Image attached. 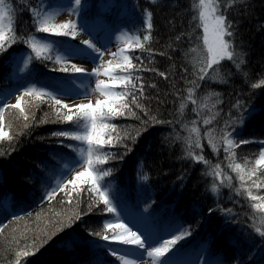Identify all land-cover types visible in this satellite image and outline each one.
I'll return each mask as SVG.
<instances>
[{
	"label": "trees",
	"instance_id": "16d2710c",
	"mask_svg": "<svg viewBox=\"0 0 264 264\" xmlns=\"http://www.w3.org/2000/svg\"><path fill=\"white\" fill-rule=\"evenodd\" d=\"M70 1L6 0L13 12L11 20L5 19V32L26 39L36 33L34 10L59 9ZM198 5L199 0H84L79 17L83 22L105 21L112 35L124 31L131 38L138 37L144 50L135 48L131 41L127 54L140 57L141 68L155 69L134 73L140 78L136 83L145 86L139 101L144 110L130 104L135 116L112 121L122 142L106 146L110 158L98 168L111 170V175L100 183L124 205L153 214L147 223L159 243L170 239L162 236L173 229L177 228L173 235L190 232L178 243L180 250L171 259L194 257L203 250L204 259L211 264H264V237L256 232V228L264 232V213L252 208L253 203L264 201H253L248 195L251 191L252 196L264 197V188H256L247 175L264 148V0H229L226 16L233 25L237 55L233 60H221L214 66L216 72L209 70L206 80L197 79L194 67L198 70L200 65L193 63L194 58L207 55L203 28L193 19L199 15ZM146 13H151L153 25L149 41H143V35L149 34ZM77 19L76 14L73 20ZM67 39L51 36L52 41ZM5 47L7 51L0 54V94L15 88L22 92L31 85L53 91L62 83L59 78L72 75L59 71L63 61L56 63V56L63 53L55 44L51 60H33V71L15 78L18 57L34 54L22 42ZM133 63L139 65L140 61L133 59ZM161 72L165 75L160 76ZM194 84L196 104L187 99ZM254 84L259 87L253 88ZM48 100L47 96L25 97V112H3V130L11 139H0V152L4 153L0 155V224L5 225L0 231V264H16L17 260L20 264H120L103 248L100 254L92 247L91 241L100 237L90 233L105 234L104 220L115 214L105 212L102 203L88 212L92 203L88 185H82L84 190L74 196L71 205L59 189L51 202L45 199L62 164L76 156L80 147H87L53 135L70 125L51 122L56 114ZM127 100L130 103L131 97ZM245 114L241 124L240 117ZM205 119L211 123L205 125ZM194 120L195 125L191 123ZM185 126L200 130L201 147L193 145L191 155ZM233 128L234 159L230 161L223 143L213 150L205 133L220 135V130L232 132ZM70 144L76 148L67 147ZM196 156L204 159L198 161ZM237 163L241 165L239 172L233 171ZM216 165H220L219 175ZM253 180L264 181V166L258 168ZM12 213L21 219L14 220ZM76 215L81 218L76 220ZM4 231L8 233L2 237ZM25 251L35 254L24 257Z\"/></svg>",
	"mask_w": 264,
	"mask_h": 264
},
{
	"label": "snow or ice",
	"instance_id": "6c2138e0",
	"mask_svg": "<svg viewBox=\"0 0 264 264\" xmlns=\"http://www.w3.org/2000/svg\"><path fill=\"white\" fill-rule=\"evenodd\" d=\"M84 8V0H73L72 4L68 7L70 14H77V20H68L60 24L51 23L53 19L52 13L44 10H34V23L36 24V33H48L51 34L48 37L38 36L36 33L29 35L26 39H21L15 35L8 36L5 32L4 20L8 18L12 19V6L6 2V0H0V54L7 51L5 45L10 48L17 42L24 43L31 53L25 57H21L23 61V67L17 65L20 72L33 71L30 68L33 60H51V51L55 44L59 45L60 51L63 55L56 56V63H61L62 66L59 71L65 73H71L72 75L59 78L62 83L56 86L53 91L45 92L43 87L36 88L26 87L24 91L16 97L14 104H3V100L0 99V139L8 138L10 136L3 130V112L5 109H19L21 113L25 112V108L22 107V102H25V97H35L37 99L41 97H49L48 103L56 114V120L51 121L54 123H64L70 125L68 130L59 131L53 133L55 136L65 137L70 140L81 142V145H87L86 159L84 157V148L80 147V155L82 160L75 161V164L83 163L85 165L83 171L76 172L71 180L65 181L63 184H59L57 187L60 192L68 198V203L71 205L74 196L78 197L84 189L82 185H88V192L91 196L92 203L89 204L88 212L93 211L96 204L102 203L104 205V211L107 213H113L117 223L113 225L110 222L104 224L105 234L90 233V235L99 236L102 241L109 242V244H115L116 247H109L108 251L111 256L116 257L121 264H134V260L129 259V253H121L120 249L123 246H129L133 252L136 253V259L143 258V254L146 252L147 257L150 258L151 264H173L171 257L175 256L179 252L178 243L185 237L190 235L189 231H183L179 235H172L171 232L164 234L170 235V239H165L163 243H159V237L142 231L137 224L133 223V227H137V231H133L132 227H129L128 223H124L123 220H127L128 216L125 211H118L124 208L123 201L117 195L110 196V189L104 184H101L105 177L111 175V170L104 171L99 169V165H104L106 160L110 158V155L106 151V146L111 147L114 143L122 142V137L117 131V126L112 121L118 117L125 115H133L136 113L130 107V104L135 105L136 108L144 110L143 105L139 102L141 97H144V84L136 83L138 76L134 75L135 72L142 70L155 71V69H143L140 65L143 61L140 57H133L128 53V47L117 48L116 51L108 49L107 44L109 41L97 39L94 29H91L86 22H83L79 17L82 16ZM199 15L194 16L193 19L199 20L198 27L203 28V45L207 49V55H201L194 58V65L199 64L198 70L194 67L196 77L198 80H206L210 75L209 70L216 72L214 66H219L220 61L224 59L233 60L237 55L233 49V25L227 19L226 13L230 11L229 0H199ZM146 30L149 34L143 35V41H149L152 30L151 13H146ZM77 28L84 33L88 34L91 39L81 40L79 43H74L75 38L79 35ZM11 30V29H10ZM123 35V33H121ZM51 36L68 37L70 39L64 41H52ZM179 39V38H178ZM135 48L144 50L145 46L141 43L137 37L133 40ZM99 45V46H97ZM151 52L150 49H148ZM191 51L195 52L196 49ZM108 54L110 59L105 60V54ZM163 54V53H161ZM120 58L117 62V58ZM73 58L90 60L93 64L99 60V64L93 67L89 72L83 67H79L69 61ZM133 59L140 61V64H134ZM239 67V65H237ZM101 75L107 76L108 79H100ZM160 76H164L165 73H159ZM95 78V87H91L90 81ZM79 81L77 84L76 82ZM264 83V81H261ZM197 85H193L189 88L187 99L192 100L193 104L197 101L193 99L194 91ZM44 87H51V85H45ZM259 87L254 84L253 88ZM124 89L125 91H120ZM99 93L101 98L96 99L95 104L81 102L79 104L69 105L64 100L75 99L79 96H87L91 92ZM55 93V94H54ZM59 96L60 98H56ZM131 97L130 103L127 97ZM207 99V98H205ZM27 103V102H25ZM31 107L30 104H28ZM184 104H181L183 109ZM195 111V109H194ZM247 114L240 117L241 124L244 122ZM28 119L27 116L24 117ZM49 121L42 120L41 123H47ZM193 125L197 121H191ZM205 125H209L211 121L205 119L203 121ZM235 122L233 121V124ZM27 128L28 125L26 124ZM189 136L187 138L189 144V155H191V147L194 145L196 148H200V130L193 126L187 128ZM228 127V125H226ZM116 133V135H113ZM192 134H195L193 138ZM235 134V128L232 132L226 130H220V135H216L213 132H207L205 135L208 137V143L212 146L213 150L222 142L224 145L225 153H228V159L231 161L234 159L232 155V149L235 146L234 141L231 138ZM134 139V138H133ZM252 141H241V143H250ZM264 145V142H261ZM69 148L75 149V145H67ZM130 151V149H129ZM4 153L0 152V155ZM196 160H203V156L194 157ZM260 166H264V150L259 154V158L255 160V166L247 173L249 180L253 182L256 188H264V181L259 183L253 180L256 176L257 170ZM67 167V166H66ZM220 165H216L219 175ZM241 169L240 164H235L233 171L239 172ZM70 170V169H69ZM88 175L86 180H81L82 177ZM147 179V177H144ZM240 180L243 183L244 176H240ZM215 186L213 191H215ZM56 195V190L47 193L45 199L51 202ZM249 197L253 200L264 201V197L252 196L251 191L248 192ZM115 201V203H114ZM252 208L258 209L261 213H264V203H253ZM212 210H210L211 213ZM86 214V213H81ZM14 220H19L21 217L12 213ZM137 215L143 222H148L152 218L151 212H137ZM81 215H76L75 219L79 220ZM71 219V217L69 218ZM12 223V221H9ZM132 223V221H129ZM5 225L0 224V231L3 230ZM108 230H111L108 234ZM177 230V229H173ZM256 232L260 233L264 237V232H261L260 228H256ZM156 244L157 246H153ZM142 250V251H141ZM38 251V249H37ZM35 253L23 252L24 257L34 255ZM20 255L19 253L17 254ZM16 264H20L17 260ZM207 264V261L205 262Z\"/></svg>",
	"mask_w": 264,
	"mask_h": 264
},
{
	"label": "rangeland",
	"instance_id": "374dc122",
	"mask_svg": "<svg viewBox=\"0 0 264 264\" xmlns=\"http://www.w3.org/2000/svg\"><path fill=\"white\" fill-rule=\"evenodd\" d=\"M72 2H73V0L66 3L62 8H59V9L55 8L54 10L47 11L49 13L54 14L51 23L56 24V23L66 22L68 20L74 19L76 14H70L68 11V7L72 4ZM4 25H5V20H4ZM88 25L91 29H94L96 36H97V39L106 40V41H109L108 44L115 45V48L111 51H116L117 48L128 47L129 43L135 39V38H131L126 32H121V33H123V35H121V33H119L115 37L109 35V27L110 26L105 21H96L95 23L88 24ZM77 31H78L79 35H77V37L75 38L74 43H79L81 41L80 37H84V39H91V37L88 34L84 33L79 28H77ZM97 46H99V45H97ZM27 54L28 53H24L23 55L18 57L16 63L14 64V77L15 78H18L23 74V72H20L18 70L17 65H19V67H23V61H22L21 57H25ZM61 55H63V54H61ZM110 58L111 57H109L107 52H106L104 59L107 60ZM119 60H120V58L118 57L117 62H119ZM70 62L77 64L79 67L85 68L89 72L92 70L93 67H96L97 64H99V60L96 61V64H93L90 60H82V59H77V58L71 59ZM99 78L100 79H108V77L104 76V75H101ZM76 83L78 84L79 81H77ZM90 83H91V87L94 88L95 87V78H93L90 81ZM32 86L33 85H31L30 87H32ZM20 93H21L20 88L7 89V90H4L1 92L0 99L3 100V104L11 105V104H14L16 102V97L18 95H20ZM56 98H60V97L57 96ZM98 98L102 99L103 97H100L99 93L93 91L87 96H79V97H76L75 99H67L66 98L64 100V102L68 103L69 105L79 104L81 102L88 103L89 101L91 103L95 104V101ZM3 104H0V107H2ZM12 110H15V109H12ZM3 125H4V116H3ZM83 148L85 150L83 158L86 159L87 147H83ZM263 150H264V148H263ZM258 158H259V156L257 157V159ZM78 160H82V157L80 155V151L78 152V154L76 156H74L73 158L67 160L64 164H62V166L59 168L58 175H56V177L53 181V185H52L50 191H53L54 189L57 190L58 189L57 186L59 184H63L67 180H71L73 175L76 172L84 170L85 165L83 163L75 164V161H78ZM85 177L88 178V175L86 174ZM125 210H126V215L128 216V219L123 220V222L128 223L129 227H132L133 231H137V227H133V223H135V224H137V226L142 231H145V232H148V233L155 235V233H154L155 231L152 228V226L147 222H143L141 220V218L137 215V212L140 210H134L130 207L129 204H125L124 208L119 209L118 211H125ZM140 212H143V211H140ZM115 215L107 217L104 220V224L106 222H110V223L116 222V220L114 218ZM129 221H132V223H129ZM176 231L177 230L168 231V232H171V234L173 235L174 233H176ZM7 233H8V231H4L2 233V237L5 236ZM169 237H170V235L163 234L162 239L169 238ZM91 244H92L93 248H95L96 250H99L98 252L100 254H102L100 249L103 248L106 251L107 255H110V253L108 251L110 246L116 247L115 244L110 245L109 242L102 241L101 239H99V240L93 239L91 241ZM153 246H157V245L153 244ZM120 251H121V253H125V252L129 253L128 258L134 260V264H151V260H150V258L147 257L146 252L143 254V258L136 259V253L133 252L131 247L123 246V247H121ZM172 261H173V264H205V262L207 260L204 259V251L201 250L194 257H192V256H186L185 257V256L179 255L175 258H172ZM120 264H121V262H120ZM207 264H211V263H209L207 261Z\"/></svg>",
	"mask_w": 264,
	"mask_h": 264
},
{
	"label": "bare ground",
	"instance_id": "6f19581e",
	"mask_svg": "<svg viewBox=\"0 0 264 264\" xmlns=\"http://www.w3.org/2000/svg\"><path fill=\"white\" fill-rule=\"evenodd\" d=\"M80 40H84V37H80ZM107 46H108V49L109 50H113L114 48H115V45H110V44H107ZM263 150V148L261 149V151ZM260 151V152H261Z\"/></svg>",
	"mask_w": 264,
	"mask_h": 264
}]
</instances>
